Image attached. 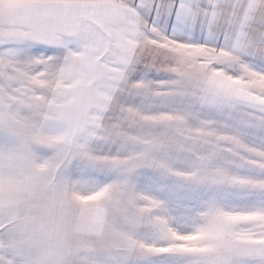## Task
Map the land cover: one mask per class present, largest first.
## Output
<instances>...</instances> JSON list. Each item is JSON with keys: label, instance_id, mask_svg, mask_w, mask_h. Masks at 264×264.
I'll return each instance as SVG.
<instances>
[{"label": "snow or ice", "instance_id": "obj_1", "mask_svg": "<svg viewBox=\"0 0 264 264\" xmlns=\"http://www.w3.org/2000/svg\"><path fill=\"white\" fill-rule=\"evenodd\" d=\"M0 264H264V0H0Z\"/></svg>", "mask_w": 264, "mask_h": 264}]
</instances>
